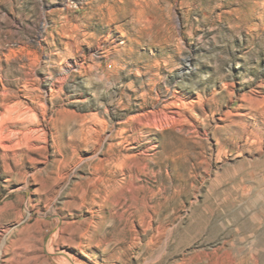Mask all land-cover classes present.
Masks as SVG:
<instances>
[{
	"label": "rangeland",
	"instance_id": "374dc122",
	"mask_svg": "<svg viewBox=\"0 0 264 264\" xmlns=\"http://www.w3.org/2000/svg\"><path fill=\"white\" fill-rule=\"evenodd\" d=\"M0 264H264V0H0Z\"/></svg>",
	"mask_w": 264,
	"mask_h": 264
}]
</instances>
